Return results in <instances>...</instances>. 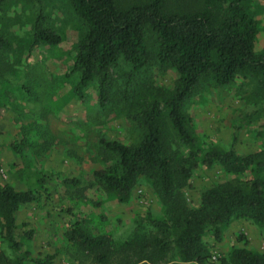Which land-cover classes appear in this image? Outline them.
I'll use <instances>...</instances> for the list:
<instances>
[{
    "label": "trees",
    "instance_id": "16d2710c",
    "mask_svg": "<svg viewBox=\"0 0 264 264\" xmlns=\"http://www.w3.org/2000/svg\"><path fill=\"white\" fill-rule=\"evenodd\" d=\"M5 0H0L2 4ZM84 29L74 48L70 71L77 73L74 91L83 97L96 83L97 100L122 101L131 121L142 135L134 142L101 137L99 143L113 162L93 171L96 186L119 201L130 197L138 179L156 194L163 216L146 213L137 218L154 233L135 242L143 250L139 260L156 263L173 248L181 260L199 261L208 255L206 235L220 240L222 226L233 217L249 219L264 231V147L246 154L235 149L236 132L228 148L199 150L182 105L204 83L227 84L239 75H251L264 91V45L255 49L258 20L247 0H68ZM39 11L32 45H56L61 37L43 26ZM9 48L0 33V51ZM170 67L176 77L169 88L158 89L148 99L146 91L152 65ZM124 67L119 82L114 72ZM21 152L22 143H8ZM218 165L228 177L204 186L196 205L186 197L197 168ZM77 184L73 177L62 179ZM35 188L16 189L0 184V237L12 251L18 237L30 238L31 229L19 230L15 213L21 204L38 199ZM67 240L104 264L111 254V240L78 225L65 232ZM134 245V242L131 243ZM225 264H264V252L246 245L232 247L222 258ZM45 261V260H44ZM42 261V262H44ZM0 264H24L18 255L0 252Z\"/></svg>",
    "mask_w": 264,
    "mask_h": 264
},
{
    "label": "rangeland",
    "instance_id": "374dc122",
    "mask_svg": "<svg viewBox=\"0 0 264 264\" xmlns=\"http://www.w3.org/2000/svg\"><path fill=\"white\" fill-rule=\"evenodd\" d=\"M258 20L255 49L264 45V0H247ZM42 12V25L58 32L56 45L31 46L33 24ZM68 0H5L0 4V33L9 48L0 51V184L16 189L35 188L38 199L19 205L15 217L19 230L31 229L30 238L18 237L12 251L0 237V252L18 255L24 264H93L91 258L65 237L78 225L111 240V254L104 264H225L222 258L232 247L246 245L264 252V231L249 219L233 217L222 226L220 240L206 235L208 255L202 262L184 261L170 248L156 263L139 260L150 250L140 251L138 238L154 233L137 218L146 213L163 216L152 188L138 179L126 201L100 190L93 171L113 162L99 143L101 137L125 143L136 141L142 131L131 121L128 105L115 100L101 106L96 83L78 97L77 73L70 67L75 45L83 31ZM146 91L148 99L169 88L176 72L152 65ZM124 67L114 72L121 82ZM199 150L228 148L236 132L235 149L242 154L264 147V91L251 75H239L227 84L204 83L182 105ZM8 143H22L21 152ZM218 165L197 168L185 190L196 205L200 190L228 177ZM73 177L77 184L63 178ZM134 242V245L131 243ZM45 260V261H44ZM44 261V262H42Z\"/></svg>",
    "mask_w": 264,
    "mask_h": 264
}]
</instances>
